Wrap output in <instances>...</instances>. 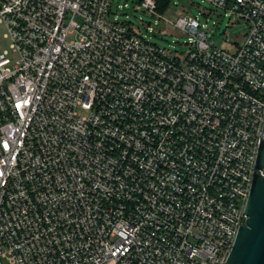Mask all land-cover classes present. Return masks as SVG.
<instances>
[{
  "label": "built area",
  "instance_id": "obj_1",
  "mask_svg": "<svg viewBox=\"0 0 264 264\" xmlns=\"http://www.w3.org/2000/svg\"><path fill=\"white\" fill-rule=\"evenodd\" d=\"M208 1L235 52L189 15L171 55L111 0H0V264L226 263L264 178V0Z\"/></svg>",
  "mask_w": 264,
  "mask_h": 264
},
{
  "label": "rangeland",
  "instance_id": "obj_2",
  "mask_svg": "<svg viewBox=\"0 0 264 264\" xmlns=\"http://www.w3.org/2000/svg\"><path fill=\"white\" fill-rule=\"evenodd\" d=\"M141 1L111 0L108 20L112 22L117 20L129 28L140 31L148 41L165 49L171 55L186 54L189 49L187 43H189L190 36L167 27V23H176L179 18L187 15L199 18L201 23L208 24L205 30L208 42L220 50L235 52L237 47L244 42L248 32V24L245 21L235 16H226L208 0H170L166 7L164 5L160 14L167 21L166 23L146 11L141 6ZM150 27L153 32L149 31ZM164 31L168 34L164 35ZM4 34L5 29L0 25V44L8 48ZM70 39L73 38L70 37Z\"/></svg>",
  "mask_w": 264,
  "mask_h": 264
},
{
  "label": "water",
  "instance_id": "obj_3",
  "mask_svg": "<svg viewBox=\"0 0 264 264\" xmlns=\"http://www.w3.org/2000/svg\"><path fill=\"white\" fill-rule=\"evenodd\" d=\"M256 168L264 169V141ZM246 225L241 227L225 264H264V178L255 173L246 204Z\"/></svg>",
  "mask_w": 264,
  "mask_h": 264
},
{
  "label": "trees",
  "instance_id": "obj_4",
  "mask_svg": "<svg viewBox=\"0 0 264 264\" xmlns=\"http://www.w3.org/2000/svg\"><path fill=\"white\" fill-rule=\"evenodd\" d=\"M170 3V0H158V12L161 14V11L164 8V5H168Z\"/></svg>",
  "mask_w": 264,
  "mask_h": 264
}]
</instances>
